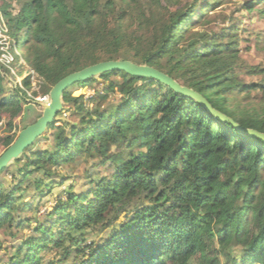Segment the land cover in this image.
I'll return each instance as SVG.
<instances>
[{"label":"trees","instance_id":"16d2710c","mask_svg":"<svg viewBox=\"0 0 264 264\" xmlns=\"http://www.w3.org/2000/svg\"><path fill=\"white\" fill-rule=\"evenodd\" d=\"M233 5L236 14L224 17ZM263 5L0 0L10 41H0V56L11 54L20 76L27 73L11 89L13 72L0 58V116L8 119L0 157L17 139L24 102L50 97L63 78L107 61L153 67L264 133V68L241 56L250 37L257 47L264 41ZM83 89L95 94L75 96ZM62 102L46 132L0 173V263L6 255L7 264H264L262 139L157 79L121 70L74 84ZM81 165L98 172L78 194ZM56 188L62 195L37 218ZM12 239L20 245L7 247Z\"/></svg>","mask_w":264,"mask_h":264},{"label":"water","instance_id":"95a60500","mask_svg":"<svg viewBox=\"0 0 264 264\" xmlns=\"http://www.w3.org/2000/svg\"><path fill=\"white\" fill-rule=\"evenodd\" d=\"M121 70L133 77L154 78L171 87L174 91L189 96L197 100L210 114L223 120L237 130L251 136L258 137L264 141V133L253 129H246L236 123L233 119L215 110L210 103L198 92L178 84L174 79L165 73L149 66H140L129 61H107L91 67H87L79 72L72 73L60 80L51 91V103L46 109V113L35 124L28 126L21 131L13 145L0 157V173L15 158H17L27 147H29L38 137L43 135L50 123H52L59 112L63 110L62 94L76 83L87 81L99 74L107 71ZM51 107V109H50Z\"/></svg>","mask_w":264,"mask_h":264},{"label":"rangeland","instance_id":"374dc122","mask_svg":"<svg viewBox=\"0 0 264 264\" xmlns=\"http://www.w3.org/2000/svg\"><path fill=\"white\" fill-rule=\"evenodd\" d=\"M238 1H239V3L244 2V0H238ZM237 10H238V6H236V5H233L232 7H228L227 9H225L223 11V16L224 17L227 16L228 18H231L232 14H236ZM243 13H244L243 15L248 18L247 12H243ZM253 20H254V22H256V17H254ZM227 25H229V24H227ZM260 26L262 27L261 30H264V24L262 23V25H260ZM1 28L4 29L3 36L6 35V40H7L8 39V37H7L8 29L6 28V24H5V22H3L2 15L0 13V35H2L1 34ZM254 35H255V33H254ZM250 39L251 40L248 43V45H250V47H249L250 49L247 50V49L243 48V50L241 52V56L249 66L260 65L262 68H264V41L260 44V46L257 47L255 38L250 37ZM3 43H6L7 48L10 46L9 40H7L6 42L3 41ZM245 46H247V44ZM6 47H5V49H6ZM0 58L2 59V61H4V64L7 67L8 66L10 67L11 73L13 72L12 77L14 79L11 76H8V78H7L10 88L13 89V87L16 86V84L21 85L23 83V79L27 76V73H25L23 76H20V73L18 72L17 66L14 63L10 64V62L12 61L11 54L6 53V55H2V56H0ZM242 77L245 78L248 83L252 82V81H259L261 79V77H254V76L247 77L245 75ZM35 83H36V81H35ZM99 83L102 87V85H103L102 81H100ZM34 90L39 92V87L35 86ZM29 94L32 95L31 92H29ZM82 94H85L86 97H91L95 93L91 89H83V90L77 91L75 93V96H79ZM50 103H51L50 97L48 95L45 96L41 93L38 95V97L35 99V101L27 100L26 104H25V102L23 103V106L25 107V113L21 117V120L18 122L17 138H18L19 134L21 133V131H23L25 128H27L28 126H30L31 124H33L37 120V118L42 114L44 109L48 108ZM64 117L69 121H77L78 120V116H71V114H69V113H65ZM7 121H8V119L6 117L0 116V131L2 133H6ZM48 137H49V135H46L45 139H47ZM45 139H44V141H48ZM45 144H46L45 142H41L40 146L44 147V146H46ZM96 167L97 166L87 167V166L81 165L75 171V173H74L75 176L77 177V179L78 178L80 179V183H78L75 187V193L80 194L84 191H87V189L89 188L88 180L85 179L84 177L85 176L88 177L89 174H94V173L96 174L98 172ZM104 173H106V172H104ZM72 174L73 173L69 172V175H72ZM101 177L102 176L98 175L96 178H97V180H100ZM57 180H60V178H58ZM72 182H75V181H72ZM72 182H70L69 184L67 183L65 186L67 187ZM61 191L62 190H60L59 188H56L55 190H53L52 195H49L48 197H46L42 201L41 206H43V207L41 208L40 213L37 215V218L43 216L48 210L52 209L55 206V200L58 197H60V195H62ZM24 219H25V217L21 218V220H24ZM29 232H27V233H29ZM107 233H110V231L107 230L104 233H101L100 238L104 237L105 234L107 235ZM96 240H97V237L92 238L90 236L88 242H92V241H96ZM20 243H21V239H16V240L12 239L10 243H7V247H11L14 244L20 245ZM7 257L8 256L5 255L4 256L5 260L3 261V263H0V264H7V260H6V259H8ZM70 263H72V261H70Z\"/></svg>","mask_w":264,"mask_h":264},{"label":"built area","instance_id":"2783aa9c","mask_svg":"<svg viewBox=\"0 0 264 264\" xmlns=\"http://www.w3.org/2000/svg\"><path fill=\"white\" fill-rule=\"evenodd\" d=\"M3 32H4V29L1 28V34H2V35H0V41H2V40H3V41H7V40H6V35L3 36Z\"/></svg>","mask_w":264,"mask_h":264},{"label":"bare ground","instance_id":"6f19581e","mask_svg":"<svg viewBox=\"0 0 264 264\" xmlns=\"http://www.w3.org/2000/svg\"><path fill=\"white\" fill-rule=\"evenodd\" d=\"M50 109H51V107H50Z\"/></svg>","mask_w":264,"mask_h":264}]
</instances>
